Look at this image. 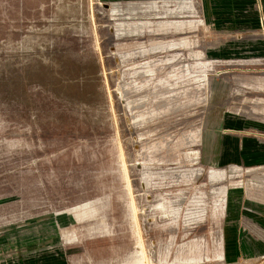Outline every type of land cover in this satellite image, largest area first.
<instances>
[{
  "label": "rangeland",
  "instance_id": "obj_1",
  "mask_svg": "<svg viewBox=\"0 0 264 264\" xmlns=\"http://www.w3.org/2000/svg\"><path fill=\"white\" fill-rule=\"evenodd\" d=\"M264 264V0H0V264Z\"/></svg>",
  "mask_w": 264,
  "mask_h": 264
},
{
  "label": "bare ground",
  "instance_id": "obj_2",
  "mask_svg": "<svg viewBox=\"0 0 264 264\" xmlns=\"http://www.w3.org/2000/svg\"><path fill=\"white\" fill-rule=\"evenodd\" d=\"M138 264H141V260H138V262H137Z\"/></svg>",
  "mask_w": 264,
  "mask_h": 264
}]
</instances>
